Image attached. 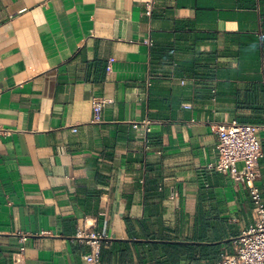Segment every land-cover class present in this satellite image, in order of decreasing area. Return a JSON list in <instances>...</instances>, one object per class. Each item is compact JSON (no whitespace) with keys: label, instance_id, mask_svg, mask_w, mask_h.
Wrapping results in <instances>:
<instances>
[{"label":"crops","instance_id":"0c3cea01","mask_svg":"<svg viewBox=\"0 0 264 264\" xmlns=\"http://www.w3.org/2000/svg\"><path fill=\"white\" fill-rule=\"evenodd\" d=\"M231 120L264 125V0H0V264H85L78 230L101 264L235 253L254 208L208 167Z\"/></svg>","mask_w":264,"mask_h":264},{"label":"built area","instance_id":"2783aa9c","mask_svg":"<svg viewBox=\"0 0 264 264\" xmlns=\"http://www.w3.org/2000/svg\"><path fill=\"white\" fill-rule=\"evenodd\" d=\"M150 12V4L146 6V13ZM113 58L108 61L110 68ZM103 98H92L91 108L96 116L105 103ZM189 108V105H184ZM152 121L145 118L134 122V128H141L144 132L150 130ZM75 129H73L74 131ZM259 130H264V125H254L231 120L217 127L216 152L217 158L209 163L208 167L227 174L236 184L247 188L256 215L254 223L244 229L237 239L238 248L233 254L222 253L214 264H264V201L256 183L259 177V161L263 152L257 136ZM240 163V167L236 166ZM172 192L170 198H174ZM76 237L84 239L88 244V252L83 256L85 264H101V243L104 235L99 231L85 233L78 230ZM22 248L14 253L13 259L18 263L21 258Z\"/></svg>","mask_w":264,"mask_h":264},{"label":"rangeland","instance_id":"374dc122","mask_svg":"<svg viewBox=\"0 0 264 264\" xmlns=\"http://www.w3.org/2000/svg\"><path fill=\"white\" fill-rule=\"evenodd\" d=\"M236 166L239 168V167H240V164H239V163H237V164H236Z\"/></svg>","mask_w":264,"mask_h":264}]
</instances>
